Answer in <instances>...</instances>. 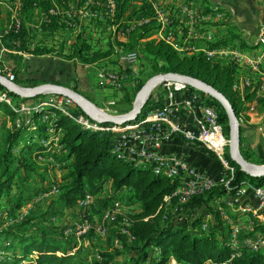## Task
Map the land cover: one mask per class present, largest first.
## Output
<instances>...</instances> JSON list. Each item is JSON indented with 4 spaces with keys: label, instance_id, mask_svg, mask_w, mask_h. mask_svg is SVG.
<instances>
[{
    "label": "trees",
    "instance_id": "1",
    "mask_svg": "<svg viewBox=\"0 0 264 264\" xmlns=\"http://www.w3.org/2000/svg\"><path fill=\"white\" fill-rule=\"evenodd\" d=\"M21 1L23 15L19 28L14 24L8 29L5 28L6 22L5 18H1L3 10L0 6V32L5 31L2 37L3 46L7 49L35 54L49 52V49L31 50L29 48L31 30L28 23L32 21L36 9L48 11L51 0ZM116 5V17L119 21L151 19L148 25L129 35V42L119 43H123L129 52L137 51L141 55L139 61L146 62L152 69L153 76L172 72L202 80L224 94L234 106L238 119H242L246 100H243L240 93L234 89L235 66L214 62L208 59L204 52L193 55L183 54L164 39L148 40L159 29L156 12L151 2L142 0L140 5H136L133 0H116ZM60 26L62 25L59 24V18L52 17L49 29L55 30ZM233 44H239L240 48H248L241 35L235 31L231 32L227 38L208 46L209 49L215 50L235 47ZM110 49L112 50L111 45ZM110 54L111 51L95 50L93 44L84 39L75 48L72 56L78 57L86 64L101 61ZM0 66L4 68L1 74L7 76V73L11 71L14 82L19 85L25 83L18 78L20 68L15 67L11 61L0 60ZM120 71L131 74L129 70L120 68ZM27 81L32 84L30 86L42 84L38 80ZM139 88L140 86L137 85L132 89L127 88L124 104L128 107L122 109L119 114L132 109L134 102L132 97ZM188 89L199 94L207 105L218 112L224 135L229 142V120L223 106L201 91L191 87ZM74 90L81 94L78 87ZM0 92L7 91L0 85ZM9 95L13 97L17 105L30 106L29 102L33 100L22 99L11 93ZM16 99L19 101L16 102ZM36 99L38 98L34 100ZM248 99L251 98L248 97ZM261 103L264 105V100ZM162 106V103L154 104V93H152L139 120L154 108ZM0 112H4L6 118H9L14 125L12 129L5 128L4 137L0 141L2 150L0 154V264H11L12 257L7 253L9 251L14 254V259L23 263L27 259H32L30 264H85V261L74 251L77 249L74 237L68 234L66 229L52 224L48 218L51 214L61 216V211L78 205L88 193L103 195L102 200L98 199L101 201L98 212L115 203H121L127 207L135 206L140 210L126 214L113 222L115 228L117 227L115 237L113 236L111 240L113 248L103 250L104 252L100 254L101 258L93 260L91 264H170L172 260H175L177 264H205L208 261L213 264H264V252L243 249L241 256L232 258L234 252L230 246V240L224 229L219 227L220 213L215 210L213 201L227 194H233L235 190L230 192L219 185L203 195L194 197L185 205H178L176 200H173L171 205H166L165 197L172 195L181 185V181L154 174L149 164L117 158L111 149L113 134L106 131L86 130L72 118L54 108L34 111L30 116H26L16 113L9 105L0 103ZM74 113L86 116L78 106ZM45 115L50 117L48 122L42 121ZM17 121L21 123L19 127H17ZM28 121H30L29 124ZM101 126L105 128L112 125ZM50 129L59 136L57 145L60 148L54 157L63 164L59 172L61 178L57 183L54 181V184L59 187V193L46 208V212L41 215V220L30 215L24 218L23 222L7 224V220L1 217V214L7 213V218L12 220L34 197L52 188V182L47 180L44 174L51 167L45 166L43 170L37 161L38 154L47 152L43 141L51 138ZM226 148L225 157L236 168L232 187L237 189L243 182L263 186L264 177L254 178L241 172L230 158L229 143ZM242 153L250 161L243 150ZM259 164H264V160ZM12 167L15 169L12 170ZM21 171L27 181L26 186L23 187L16 183V177ZM211 213L216 220L214 223L211 221L209 227L203 230L205 218L207 215H212ZM123 229L127 231L126 234L122 232ZM256 229L264 232L263 225Z\"/></svg>",
    "mask_w": 264,
    "mask_h": 264
},
{
    "label": "crops",
    "instance_id": "2",
    "mask_svg": "<svg viewBox=\"0 0 264 264\" xmlns=\"http://www.w3.org/2000/svg\"><path fill=\"white\" fill-rule=\"evenodd\" d=\"M141 2L142 0H133L136 5H140ZM50 3L51 7L48 11L36 9L32 21L28 23L31 30L29 48L31 50L49 49V52L35 54L7 49L2 44L5 31L0 32V60L11 61L15 67L20 68L18 75L20 81L38 80L42 84L53 83L63 86H68V82L74 81L77 82V87L83 82L84 85H93L96 89L98 81L91 79L90 72L92 70L98 72L99 67L104 65L101 62L107 61L106 64H109L113 60H115L114 64L107 65L106 69L120 70L121 68L131 73L139 72L141 68L138 66L142 62L129 64L122 60V56L133 52L138 56L141 55L137 51H127L123 43L119 42H129V35L148 25L150 18L119 21L116 17V0L114 9L109 6L108 0H62L61 2L51 0ZM151 4L156 12L159 29L148 40L159 41L171 35V45L183 54L193 55L215 51L218 54L212 61L235 66V83L239 86L238 92L243 100H246L243 117L239 120L241 153L243 150L250 158V162L259 164L264 160V105L261 103L264 100V92L260 90L259 84L264 74V0H154ZM0 6L3 10L1 18H5L6 29L14 24L15 12L22 23L21 0H0ZM158 11L162 12L164 18L168 20V26L164 27L157 15ZM52 17L59 18V24L62 26L55 30L49 29ZM234 31L241 35L248 48H240L239 44H233L235 47L209 49L208 45L227 38ZM84 39L93 44L95 50L111 51V54L95 63H83L78 57L72 55ZM237 55L257 60L259 69L253 71L245 62L235 65L229 56ZM93 65L95 67H92ZM127 88L122 85L121 88L109 89L111 96L108 98H117L114 95L116 93L119 100L122 99L124 103ZM156 89L153 91L154 104H166L168 102L167 88L160 85ZM79 90L84 95L81 89ZM192 94L196 92L189 89L176 92L177 105L174 121L186 128L196 129L197 113L187 109L183 104L184 100ZM226 151L227 149L224 148V154ZM160 152L165 156H177L200 173L216 180L226 175V169L212 152L198 142L187 140L182 134L172 133L165 137ZM47 173L49 171L45 172ZM50 190L34 197L32 201L46 199L50 205L57 197V194H52ZM230 201H233L230 194L213 201V206L220 213V218H223V213L234 218L241 224L244 235L264 236V232L256 229L260 225L264 226V211L254 214L253 212L244 213L241 210L242 206L249 205L252 208L257 206L253 188H247L246 193L239 198L235 206H229ZM127 209L129 213H135L137 207L130 206ZM210 218L214 223L216 220L214 215ZM209 263L212 264V262ZM171 264H177V262L173 260Z\"/></svg>",
    "mask_w": 264,
    "mask_h": 264
},
{
    "label": "built area",
    "instance_id": "3",
    "mask_svg": "<svg viewBox=\"0 0 264 264\" xmlns=\"http://www.w3.org/2000/svg\"><path fill=\"white\" fill-rule=\"evenodd\" d=\"M109 6L115 8V0H108ZM153 2L154 0H147ZM14 25L19 28L21 23L16 15ZM157 15L162 21L164 27L169 25L167 19L164 18L162 12L158 11ZM164 41L171 42V35L164 38ZM207 58L212 60L218 52L207 51L205 52ZM231 61L235 64H241L245 62L253 70L259 69V62L251 59L247 56L237 55L229 56ZM122 60L129 64H135L139 61L137 53H129L122 56ZM1 73V71H0ZM7 77L14 80V76L9 71ZM101 84H109L115 88H121L124 81L128 79V74L121 72L116 69H105L100 73ZM260 90L264 92V74L260 81ZM167 88L168 91V102L162 107H157L151 110L147 115L126 126H109L102 127L100 124L91 121L86 116L76 114V104L62 96H46L47 100L39 102L34 106L17 105L12 96L7 92H0V103H5L13 108V110L20 114L30 116L34 111H41L47 108H54L63 114L69 116L76 121L82 128L92 131H106L113 134L112 137V153L119 159L129 160L136 163L149 164L154 174L165 176L168 179H174L181 181V185L175 190V192L166 196L164 202L166 205H171L173 200L177 201V204L182 206L188 203L191 199L196 196L203 195L217 186H224L228 191H234L232 195L233 201H230L229 206H235L239 202V198L246 193L247 188H253L254 197L257 200V206L252 208L249 205L242 206L241 210L244 213L253 212L259 214L264 211V186H254L249 182H243L239 188H233L232 182L235 178L236 168L230 164L224 154V148L228 145V141L224 135V129L220 123L218 112L211 106L207 105L204 99L199 94H192L187 97L183 104L189 109L197 113L195 123L196 129H189L179 125L174 121L176 103V92L188 89V86L180 83H164L161 84ZM239 86L235 83L234 89L238 91ZM111 105H115L112 100ZM50 117L48 115L43 116L42 121L48 122ZM28 124L30 121L27 122ZM20 121H17V127L20 126ZM52 133L51 138L48 141H43V145L46 147L47 152L45 154H38L37 161L39 164L51 167L50 170L60 171L62 163H60L54 155L60 148L57 145L59 136L55 135V131L50 129ZM172 133H179L185 136L189 141H195L200 143L208 151L212 152L226 169L225 177L220 180H216L211 176L200 173L196 168L191 167L187 162L183 161L177 156H165L160 150L162 148L163 140L165 137L170 136ZM54 143V144H53ZM227 149V148H226ZM52 194L59 193V187L53 185L50 188ZM97 200V195L90 193L86 194L85 197L79 202L81 208L90 210L91 206ZM118 203L106 208L103 213V226H100L97 231L105 232L104 225L106 223H113L117 221L119 215ZM221 210V208H220ZM139 208L135 212H139ZM223 211V210H222ZM221 211V212H222ZM1 217H5L7 224L11 223V220L7 218V213L1 214ZM208 215L207 218H210ZM223 217L228 220L230 224V231L227 237L230 240V246L233 250L232 258L239 257L242 254L243 249H248L252 252H264V236L257 235L254 238H242L243 228L241 225L231 222L230 217L223 213ZM206 218V219H207ZM82 226L76 228L77 233H86L95 227L85 217ZM209 225L207 220L203 225L202 229L205 230ZM124 234L127 233L125 229L122 230ZM69 233V232H67ZM211 262V261H210Z\"/></svg>",
    "mask_w": 264,
    "mask_h": 264
},
{
    "label": "rangeland",
    "instance_id": "4",
    "mask_svg": "<svg viewBox=\"0 0 264 264\" xmlns=\"http://www.w3.org/2000/svg\"><path fill=\"white\" fill-rule=\"evenodd\" d=\"M162 39H164V37ZM139 58H141V56H139ZM114 61L115 60L110 61L109 64H106L107 61H103L101 63L104 65L99 67L98 72L94 71V70H92L90 72V75L92 76L91 79H94V81L97 79V81H98V82L96 81L97 85H98V87L96 89H94L93 85H89V86L84 85L83 82H81V84H79L78 88L81 89L82 93L84 94L83 96L86 99H88V101H90L95 106V108L100 109V110H102L106 113H109V114L117 115V114H119V112L122 109H125L128 106L123 103L122 99H121V101L119 100V97L117 96L116 93H114L115 97H117V98H115L116 100L115 99H109L108 97L111 96L110 95L111 91L109 89H115V87H113L109 84H101V79H100V73H102L103 70L106 69L107 65H113ZM5 67H7V66L5 65ZM92 67H95V65H93ZM138 67L142 68V70L141 71L139 70L138 73L133 71V73L129 74L128 79L126 81H124L123 85H125L126 87H128L130 89H132L134 85H135V87L137 85V86H140V88H141L153 76L152 75V69L150 67H148L146 62L142 61V63H140V65ZM1 70H4V68H2L0 66V71ZM24 82L25 83L21 86H23V87H35V86H30L32 84L27 80ZM67 84H68V86H66V87H69L72 89L77 87V82H74V81L72 83L68 82ZM140 88L137 90L135 95L133 94L134 97H132V98H134V101H135L137 94L141 90ZM36 100L33 99L32 101H30L29 105L30 106L37 105L39 102L47 100V99H46V96H44L42 98L40 96ZM112 100L115 102V105L110 104L112 102ZM18 101L19 100L16 99V102H18ZM13 126L14 125L11 123V120L9 118H6V115L4 114V112H0V141L4 137L5 128L6 129H12ZM1 152H2V150L0 148V154H1ZM40 167L43 170H45V168H46L45 165H41ZM14 169L15 168L12 167V170H14ZM48 171H49V173L46 174V179L50 180L52 182V186L56 185V184H54V181H56V183H57V181L61 178V175H59V172H61V170L58 172V171H55L53 169L52 170L47 169L45 172H48ZM45 172H44V174H45ZM0 176H1V171H0ZM16 180H17L16 183L18 185H20L21 187L26 186V182H27L26 176L23 175L22 171L17 175ZM29 181H32V180L29 179ZM27 184H29V183H27ZM263 186H264V184H263ZM102 198H103V195L101 193L99 195H97V200L98 199L102 200ZM32 200L30 203L26 204L23 207V209H21L19 211V215L12 218L10 224L15 223L16 221L21 222L24 218H26L27 216H30V215L36 216L37 219H40V220L42 219V218H40L41 215L44 214L47 210L46 208L50 206V205H48V200L42 199V200L36 201V202L35 201L33 202ZM97 200L91 206L90 210L89 209L86 210L84 208H81L80 205L79 206H73L71 209L63 210V212L61 211L60 212V213H62V214H60L61 216H59L57 214H51L48 218L52 224L56 225L57 227L60 226L61 228H64V230L66 229V232H69L68 234H70L74 237V239L77 242V249L74 251L79 254V257L82 258L83 261H85V264H91V262L93 260H95L97 258L100 259L101 258L100 254H101V252H104L103 250H107V249L111 250V248H113L111 240H113V236L115 237L114 233L117 230V227L115 228L113 223H106L104 225L105 232L99 233L97 231L96 228L103 226L102 218H103V213H104V208L101 209V211H100L101 213L98 212L101 201L100 200L97 201ZM49 204H50V202H49ZM115 204H113V205H115ZM118 204H120V205H118L119 215L117 216V218H122L126 214H129V210L127 209L128 208L127 206H125L124 204H121V203H118ZM113 205H111V206H113ZM111 206H108V207H111ZM227 216H229V215H227ZM85 217L88 218V220L92 223V225L95 228L87 231L86 233L79 234V233H77L76 228H77V226L80 227L83 225L81 223L83 222ZM229 219L231 220V222L239 224V222L235 221L234 218L230 217ZM206 220H207V223L208 222L210 223L212 221V218H207ZM239 225H241V224H239ZM219 227L221 229H224L226 235L229 234L230 224L228 223V220L226 219V217L225 218L223 217L222 219L220 218ZM250 237L254 238L250 234L249 235L248 234L244 235V233L242 234V238H250ZM7 253H8V256L12 257V260L10 261L11 264H30V260H32V259H27V261L23 263L20 260L14 259V254L11 251H9ZM209 262L210 261H208L207 263H209ZM170 264H171V262H170ZM209 264H211V263H209Z\"/></svg>",
    "mask_w": 264,
    "mask_h": 264
},
{
    "label": "water",
    "instance_id": "5",
    "mask_svg": "<svg viewBox=\"0 0 264 264\" xmlns=\"http://www.w3.org/2000/svg\"><path fill=\"white\" fill-rule=\"evenodd\" d=\"M168 82L184 84L216 99L223 106L228 116L229 155L232 162L240 168L241 172L251 177H264V164L252 163L246 160L241 153V126L234 106L224 94L197 78L172 72L157 74L151 77L141 88L130 111L113 115L95 108L88 99L72 88L53 83H45L35 87H23L0 73V85L13 95L22 99H35L40 96H62L72 100L92 121L100 125L119 127L138 121L155 88Z\"/></svg>",
    "mask_w": 264,
    "mask_h": 264
}]
</instances>
